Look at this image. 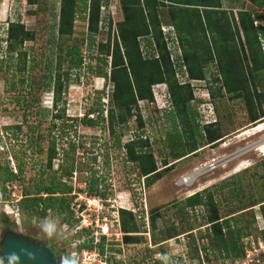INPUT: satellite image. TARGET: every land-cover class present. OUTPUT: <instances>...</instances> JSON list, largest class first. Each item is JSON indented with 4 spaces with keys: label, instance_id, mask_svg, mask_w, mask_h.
<instances>
[{
    "label": "rangeland",
    "instance_id": "obj_1",
    "mask_svg": "<svg viewBox=\"0 0 264 264\" xmlns=\"http://www.w3.org/2000/svg\"><path fill=\"white\" fill-rule=\"evenodd\" d=\"M220 3L222 9L241 7L243 10H256L249 0H220ZM102 7L101 26L98 23L93 42L89 43L85 14L79 10L72 34L62 41L57 39L55 30L58 0H36L34 5H27L25 0H0V35L12 21H19L33 34V40L25 42L22 47L26 52V69L21 73L17 71L19 59L14 53H6V46L0 41V171L10 168L16 172L17 164L22 166L21 181L12 184L14 197H10L11 201L6 194L0 195V211L4 206L6 210L12 206L13 212L18 211L19 214L17 217L14 214V218L12 215H0V240L5 234L17 233L45 246L55 258L74 254L79 257V264L81 253H85L89 261L94 259V264H166L165 255L174 259L176 264H183L185 257L195 259L189 251L192 245L202 256L204 253L200 247L207 248V264H241L239 260L225 258L223 252L212 249L210 244L207 246L205 237L209 233V225L203 217V208H184L183 200L205 189L216 191L213 201L218 216L221 219L232 217L233 237L240 246L245 247V235L252 240L257 237L262 221L258 211L264 204V156L250 150V144L264 139V116L258 123H249L246 100L229 99L223 94L217 67L214 62H209L202 69L203 81L184 83L185 75L179 74L176 67L174 78L179 85L188 84L192 93L189 107L196 113L198 125L201 127L206 122L215 121L213 128L220 140L206 144L203 138L196 137L194 152L183 158H173L170 152H176L178 145L168 142L165 137L171 130L167 114L171 109L165 103V85L154 86L152 102H137L143 123L141 128H136V122L131 118L125 126L115 124L113 135L108 134L106 111L111 107L109 95L112 85L107 78L94 73L96 70L104 71L97 59L103 52L96 47L107 43L110 47L116 37L114 23L121 20V16L117 0H108V4H102ZM257 13L264 17V7ZM254 24L264 26V19ZM160 31L161 34L167 32L172 38V42L165 44L170 59L180 56L175 33H172L168 22L160 24ZM206 38L209 40L207 34ZM193 41L199 40L195 38ZM236 41V38L232 39L234 45ZM59 43L61 51L57 47ZM261 45H264V39ZM75 46L82 56L78 70L77 67L69 69L68 57L64 56ZM140 47L143 50L142 44ZM105 71L108 75L109 68L106 67ZM56 72L59 75L67 72V75L60 78L59 101L52 109V78ZM263 77V73L256 75L261 86ZM219 90L222 92L218 93ZM258 90L264 92V86ZM198 99L206 101L198 104ZM98 107L102 111L103 122L92 127L80 122L88 109L94 110L91 118H95ZM55 111L60 119H53ZM258 124L262 125L261 132L255 130ZM134 131L149 144L156 168L161 170L160 179L148 188L143 186V178L139 177L135 166L126 161L122 149ZM244 147L249 150L206 172L198 169L191 178L195 180L192 184L177 183L181 176L191 174L194 169L209 168L211 162L222 160ZM52 148L55 156L48 170L46 157ZM241 161L245 167L235 171ZM68 170H71L70 174L65 173ZM51 177L71 188L63 195L71 215L46 210L42 218L36 215L27 219L17 206L22 189L39 181L47 184ZM93 181L96 193H89L88 183L91 187ZM221 184L226 186L221 187ZM230 189L238 190V196L230 197ZM253 199L257 203L251 206ZM121 209L130 212L139 226L141 223L140 233L131 234L142 238L135 244L122 242L117 214ZM150 214L155 217L153 231L148 221ZM45 217L55 218L62 225L64 236L61 239H46L39 227ZM238 230L239 236L236 235ZM90 237L91 247L76 252V246ZM101 238L104 241L102 254L97 250ZM247 264L256 263L253 260Z\"/></svg>",
    "mask_w": 264,
    "mask_h": 264
},
{
    "label": "trees",
    "instance_id": "obj_2",
    "mask_svg": "<svg viewBox=\"0 0 264 264\" xmlns=\"http://www.w3.org/2000/svg\"><path fill=\"white\" fill-rule=\"evenodd\" d=\"M117 1L121 20L114 23L116 37L112 39L110 47L109 43L97 44L96 50L103 52V55L97 59L104 71L94 72L99 77L107 78L112 85L109 95L111 107L106 111L108 134L113 135L115 124L120 127L125 126L131 118L136 122V128H141L143 123L138 113L137 102H152V87L165 85V103L171 109L167 112L171 130L166 133L165 137L168 142L178 145L176 152H170L171 156L179 159L194 152L197 148L196 137L203 138L206 144L220 140V136L213 128L215 121L206 122L201 127L198 125L196 113L189 107L192 93L188 84L179 85L174 78L176 67L179 74L185 75L184 83L203 81L202 69L209 62H214L217 67L220 89L223 94L229 99H245L249 123L261 121L260 119L264 116V92L259 91L258 87L264 86V77L261 86L256 75L264 74V45H261V40L264 39V26H256L254 23L262 22L264 19L257 13V10L264 7V0H249V3L256 8L253 11L243 10L241 7L222 9L220 0ZM25 3L34 5L36 0H25ZM102 4H108V0H58L57 13L54 15L57 39L64 41L72 34L73 23L79 10L85 14L87 36L89 43H92L97 33L98 23H101ZM162 22H168L178 42L180 56L176 55L173 60L169 57L160 31ZM206 34L209 36L207 41ZM0 37H2L0 41L6 46V53L10 55L14 53L19 59L17 71L24 72L26 52L22 50V47L25 42L33 40L32 32L25 30L19 21H12L7 24L6 30ZM195 38L199 40L196 43L193 41ZM233 38L237 40L235 45L232 42ZM140 44L143 50L139 48ZM57 47L61 51L60 43ZM64 56L68 57L69 69L77 67L78 70L80 68L82 56L76 46L71 52L66 51ZM59 58L60 55L57 56V59ZM59 65L58 62L57 67ZM106 67L109 68L108 75L105 71ZM66 75L67 72L61 75L56 72L52 78V109H55L59 101L62 87L60 78ZM76 76L78 77V74ZM222 91L219 90L218 93ZM205 101L198 99V104H204ZM92 111L94 110L88 109L83 114L80 119L82 124L92 127L104 121L100 107L97 108V116L90 119L87 116ZM52 117L57 120L61 116L55 111ZM16 129L19 127L16 126ZM122 149H124L126 161L133 164L139 177L143 178L144 187L148 188L160 179L161 170L156 168L149 144L141 139L137 132L134 131L132 138L123 144ZM54 156L52 148L46 157L48 170L51 169ZM65 173L70 174L71 170ZM21 174L20 164H17L16 172H12L10 168L1 169L0 193L2 197L6 193L5 184L11 186L13 183L20 182ZM93 183L91 187L88 183L89 193L95 190V181ZM225 186L221 184V187ZM70 189L61 184L58 179L51 177L47 184L39 181L30 188H23L17 206L27 219L34 218L36 215L42 218L46 210L69 216L71 212L68 211V203L63 195L70 192ZM237 191L230 189V197H237ZM215 192L206 189L196 192L183 200V207L203 208V217L209 225V233L205 237L207 246L210 244L212 249L223 252L225 258L229 257L233 261L242 256L243 249L233 237L232 217L221 219L218 216L216 203L213 201ZM256 203L255 199L250 201L251 206ZM258 213L262 221L257 230V237L264 242V204L260 206ZM117 214L119 230L123 234V244H135L142 240L140 236L131 235L140 233L138 230L141 223L139 226L128 211L121 209L117 211ZM148 221L150 230L153 231L154 215L150 214ZM226 234L227 238H225ZM236 235L239 236V230ZM245 237L247 238L248 235ZM91 243L92 238L90 237L76 246V252L90 248ZM103 248L104 241L101 238L97 244L100 254L103 253ZM200 250L204 253L203 258L207 262L205 257L207 248L201 246ZM189 251L197 257L195 245H192ZM261 264H264V256H261Z\"/></svg>",
    "mask_w": 264,
    "mask_h": 264
},
{
    "label": "clouds",
    "instance_id": "obj_3",
    "mask_svg": "<svg viewBox=\"0 0 264 264\" xmlns=\"http://www.w3.org/2000/svg\"><path fill=\"white\" fill-rule=\"evenodd\" d=\"M99 24L101 26V23ZM165 34L168 35L167 32H165ZM51 107H52V102H51ZM91 116H92V113L89 114L87 117L88 118L90 117V119H93L91 118ZM5 208L6 206H4L2 212L0 211V214H3V216L9 217L10 215H12L11 217L14 218L15 215L16 217L19 215L18 211L15 213L13 212L14 209L12 206H11V209L8 208L6 210ZM39 227H40L41 232L44 234V236L46 237L48 241L59 240L64 236V228L59 223V221L56 220L55 218L45 217L40 222ZM21 257H24L29 261L36 260V256L34 253L30 252L27 249H20L19 251L13 250V251L8 252L7 254H3V253L0 254V264H20ZM55 259L57 261V264H79V257L74 254H65L63 256H58ZM164 260L166 264H176V261L167 255L164 256Z\"/></svg>",
    "mask_w": 264,
    "mask_h": 264
},
{
    "label": "water",
    "instance_id": "obj_4",
    "mask_svg": "<svg viewBox=\"0 0 264 264\" xmlns=\"http://www.w3.org/2000/svg\"><path fill=\"white\" fill-rule=\"evenodd\" d=\"M264 142V139L258 140L252 144H250L254 149L259 148V146H261ZM250 147V146H248ZM248 147H244L234 153H232L231 155L225 157L222 160H219L215 163L212 164V167H216L220 164H222L223 162L237 156L240 155L244 152H246ZM20 249H27L30 252L34 253L36 256V260L35 261H29L24 257H21V261L20 264H57L54 255L52 254V252L46 248L45 246L35 243L31 240H27L26 238H24L22 235L20 234H12V233H8L5 234L1 240H0V252H2L3 254H7L10 251H19ZM0 253V254H2Z\"/></svg>",
    "mask_w": 264,
    "mask_h": 264
},
{
    "label": "built area",
    "instance_id": "obj_5",
    "mask_svg": "<svg viewBox=\"0 0 264 264\" xmlns=\"http://www.w3.org/2000/svg\"><path fill=\"white\" fill-rule=\"evenodd\" d=\"M101 10H103L102 7H101ZM162 37H163V41L165 44L172 42V38L168 37V35H166L165 32H164ZM153 88H154V86L152 87V95L154 92ZM211 166H212V164H210V167ZM190 175L191 174H187L185 176L180 177L177 180V183L180 185H186L188 180H189L188 177ZM12 186L13 185L10 186L9 184H5V188H6L5 194H6L8 201H11L10 197L11 198L14 197L13 191H11ZM0 195H1V193H0ZM12 203H14V202H11L10 204H12ZM244 245H245V247L242 248L243 249L242 256L240 258L235 259V260H239L241 262V264H247L248 262L253 261V260H255L256 264H261V256H264V243L258 237L255 238L254 240H252L251 237H248V238H246V242ZM95 256H98V253H96ZM183 262H184V264H207V262L204 260L203 256L200 253H199V255L197 254V257H195V259L190 258L189 256L183 258ZM94 263H95L94 259H92V261H89L86 254L81 253L80 264H94ZM97 264H100V263L98 262Z\"/></svg>",
    "mask_w": 264,
    "mask_h": 264
},
{
    "label": "bare ground",
    "instance_id": "obj_6",
    "mask_svg": "<svg viewBox=\"0 0 264 264\" xmlns=\"http://www.w3.org/2000/svg\"><path fill=\"white\" fill-rule=\"evenodd\" d=\"M255 130L257 131L258 130V132H261V130H263L262 129V125L261 124H258L257 125V127L255 128ZM253 131V130H252ZM256 131H253V132H256ZM243 135H246V134H243ZM251 149H254L252 146L250 147V150ZM258 154H260V157L261 156H264V142H263V144L261 145V146H259V148H256V149H254ZM238 156V155H237ZM213 163V162H212ZM211 164V163H210ZM210 164L208 165V167H210ZM245 163L243 162V161H241V162H239L238 164H237V166H236V168H235V171H240V170H242L244 167H245ZM210 168H212V166L210 167ZM210 168H196V169H194V171L191 173V175L188 177L189 178V180H188V182H187V184L186 185H188V184H192L195 180L194 179H192L191 180V178H193V175L195 174V173H197L196 171L199 169H202L201 170V172H206L205 170H207V169H210ZM106 231V228H105V230H104V233H106L105 232Z\"/></svg>",
    "mask_w": 264,
    "mask_h": 264
}]
</instances>
